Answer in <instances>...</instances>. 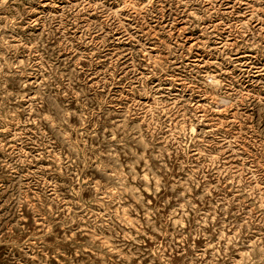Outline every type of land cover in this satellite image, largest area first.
Returning <instances> with one entry per match:
<instances>
[{"label":"rangeland","instance_id":"1","mask_svg":"<svg viewBox=\"0 0 264 264\" xmlns=\"http://www.w3.org/2000/svg\"><path fill=\"white\" fill-rule=\"evenodd\" d=\"M0 264H264V0H0Z\"/></svg>","mask_w":264,"mask_h":264}]
</instances>
